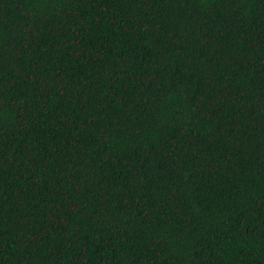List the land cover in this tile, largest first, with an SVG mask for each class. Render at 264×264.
I'll return each instance as SVG.
<instances>
[{"label": "trees", "instance_id": "obj_1", "mask_svg": "<svg viewBox=\"0 0 264 264\" xmlns=\"http://www.w3.org/2000/svg\"><path fill=\"white\" fill-rule=\"evenodd\" d=\"M0 264H264V0H0Z\"/></svg>", "mask_w": 264, "mask_h": 264}]
</instances>
